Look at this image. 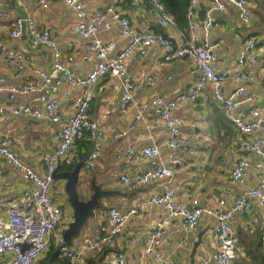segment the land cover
I'll return each instance as SVG.
<instances>
[{
    "label": "crops",
    "instance_id": "crops-1",
    "mask_svg": "<svg viewBox=\"0 0 264 264\" xmlns=\"http://www.w3.org/2000/svg\"><path fill=\"white\" fill-rule=\"evenodd\" d=\"M82 1L86 18L108 2V0ZM24 2L26 6L23 7L20 0H0V8L8 14L7 18H0V42H6L9 46L25 52L35 65L50 69L53 60V50L50 46L31 47L27 38L16 40L10 37L12 22L16 18L30 15L41 28L49 30L55 44L63 54H82L83 46L90 40L74 32L72 26L78 18L74 9L65 6L62 0L55 1L50 10L40 8L37 0H24ZM210 3V0H205L201 9ZM249 3L252 12L250 23L242 21L240 11L231 2H226L225 12L215 10L213 17L222 22V27L214 28L208 41L213 44L221 41L216 47L218 55L216 67L219 71L232 73L237 68L235 60L243 43L251 34H258L259 51L256 53L257 62L253 68L260 78V75L263 76L264 65V46L260 45L264 40V0H249ZM117 7L139 30L162 32L175 40L191 38L187 26L181 27L177 23L165 28L158 26L150 9H143L133 2H120ZM93 37L105 43L115 42L118 47L126 44V39L121 36L117 26L109 29L102 28ZM196 39L200 43L205 41L201 24L197 26ZM161 55L160 49L151 48L144 57L132 56L128 59L127 75L135 81L136 90L134 106L127 116L122 115L119 109L123 78L107 77L95 84L89 116L98 121L106 131L104 148L97 165L90 172L84 170V161L93 148L92 143H88V139L81 140L89 138L84 135L80 138L81 141L75 142L69 154L58 166L59 171H72L80 165L79 183L83 179L87 180V198L94 192L93 187H99L102 192L94 215L88 218L80 233L73 237L72 244L68 245L71 249L79 250L75 260L72 261L74 264H87L88 259L96 256L103 259L102 264H111L112 257L120 250L125 252L130 262H138L144 249L145 234L155 228L157 223L166 216L162 206L153 205L139 215L129 218L113 245L98 247L94 251L84 250L81 247L87 234L95 233L102 224L107 222L109 208L129 210L135 199L162 191L160 181H151L132 191L119 180L125 170L138 172L150 167L148 160L140 158L137 154L125 155V149L133 147L138 153L137 150L156 143L161 147L159 160L165 164L169 161L171 150L167 146V141L170 136L165 124L159 121L156 126H152L148 120H137L134 116L136 113H142L146 119L152 117L154 100L158 97L171 99L188 88L194 80L195 70L187 58L161 65ZM95 63L96 60L93 59L79 66L70 65L68 69L79 75H85L92 70ZM0 74L6 87L21 84L29 79L41 81L31 71L18 73L15 66L8 63L1 52ZM149 76L154 78V83L149 82ZM53 78L56 90L50 96L56 98L65 87V83L61 75H55ZM232 91L233 86L228 84L226 92ZM78 92H80L79 89H73L68 98L58 100V110L62 114L69 115L72 112V99ZM34 95L19 96L17 102L29 103L34 99ZM246 96H252L254 102L245 101L241 104L238 108L240 115L247 117L252 105L259 109V113H264L262 83L248 85ZM7 98L8 90L2 91L0 103L8 104ZM174 113L183 120L180 135L186 138L187 143L196 150L194 157L188 154L183 155L186 161L185 167L175 168L172 184L177 199L181 203H188L196 198L202 207L207 208L218 207L220 200L224 199V208H230L245 189L255 187L259 183L262 170L257 164L264 161V146L261 150L262 154L246 153L243 149L244 142L256 139L258 132L251 135L241 133L227 118L224 108L213 100L209 87L196 101L180 103ZM60 125L49 121H38L31 116L0 118L2 136L13 139L14 149L19 158L39 174L45 172L46 155L58 145L57 130ZM121 132L126 133L116 136V133ZM242 158L249 161V166L243 180L233 182L230 179V172ZM67 181V178H58L54 181L52 198L57 206L66 208L67 216L52 236L49 251L39 259L37 264H53L51 261L53 262L57 255L60 258L64 257L59 248L64 245V233L74 216V209L66 189ZM30 185L32 184L23 177L21 172L0 155V211L5 212L10 205L18 203L23 191ZM263 216L264 208L256 201L252 210L234 212L231 217L230 229L238 241L239 257L245 252L243 246L245 243L260 239L264 241ZM182 223L181 217H175L162 227L160 244L162 260L158 261L153 256H149L143 264H192V260L194 264H204L206 260L208 264H212L213 255L217 249L216 220L210 215L203 214L197 227L189 232L183 229ZM3 261L0 256V264H3Z\"/></svg>",
    "mask_w": 264,
    "mask_h": 264
},
{
    "label": "built area",
    "instance_id": "built-area-1",
    "mask_svg": "<svg viewBox=\"0 0 264 264\" xmlns=\"http://www.w3.org/2000/svg\"><path fill=\"white\" fill-rule=\"evenodd\" d=\"M55 1L57 0H37V5L44 10H50ZM204 1L190 0L186 19L191 38L175 40L162 32L139 30L123 11L117 9V4L123 0H108L104 7L98 8L89 18H86L82 0H62L65 6L77 12L78 18L72 26L74 32L90 40L83 46L84 51L80 55L63 54L55 44L49 30L41 28L30 15L16 18L12 22L10 30L12 39L27 38L31 47L50 46L53 50V60L51 68L44 69L35 65L25 52L9 46L6 42H0L1 54L8 63L15 66L18 73L31 71L41 79L39 82L29 79L21 84L6 87L0 74V93L8 90L9 102L8 104L0 103V118L31 116L38 121H49L61 125L57 130L58 145L45 157L44 174H39L26 165L16 153L13 139L9 136L3 137L0 130V155L13 164L32 184L23 191L18 203L10 205L5 212L0 211V256L4 260L3 264H37L39 259L49 251L52 236L67 216L66 208L57 206L52 198L55 173L60 162L86 132L94 141V147L84 161L83 167L86 172L96 167L104 148L105 128L89 116L95 84L107 77L123 78L119 109L122 115L127 116L134 106L136 90L135 81L127 75V61L132 56H146L151 48H158L162 52L161 65L187 58L195 70L194 80L188 88L171 99L158 97L154 100L152 117L146 119L142 113H136L134 116L137 120H148L152 126H156L161 121L168 128L170 137L167 146L171 150L168 163L165 164L159 160L161 147L156 143L137 150L138 153L133 147L124 151L127 156L137 154L140 158L147 159L150 167L138 172L125 170L119 177L120 182L135 191L151 181H160L162 191L135 199L129 210L109 208L107 222L102 224L95 233L87 234L81 247L84 250L94 251L98 247L113 245L129 218L157 205L165 209L166 216L157 223L155 228L145 234L140 260L132 263L127 259L125 252L120 250L112 257L111 264H143L149 256H153L158 261L162 260L160 251L162 227L172 218L181 217L183 229L189 232L197 227L203 214L210 215L216 220L217 249L213 255L212 264H236L240 248L237 238L231 232L230 220L234 212L252 210L256 201L264 208V161L257 164L262 170L259 183L255 187L245 189L228 209L224 208V199L220 200V205L214 208L202 207L196 198L188 203H181L175 195L172 184L175 168L186 166L183 155L188 154L192 157L196 155V150L187 143L186 138L180 135L183 120L174 111L180 103L194 102L199 99L207 87L211 90L213 100L224 108L227 118L241 133L251 135L258 132L256 139L244 142V151L262 154L261 150L264 146V113H259V109L253 105L247 117L238 113V108L245 101L254 102V98L247 97L246 92L248 85L259 82L257 72L253 68L257 62L259 35L253 33L243 43L235 60L237 68L232 73L219 71L216 67L218 63L216 47L221 41L216 44L208 41L212 30L222 27V22L213 17V12L215 10L225 12L226 2H231L240 11L242 21L250 23L252 12L249 0H210L211 3L201 9ZM132 2L143 9H150L158 26L165 28L176 25L174 16L167 11L161 0H132ZM20 4L23 7L26 6L24 0H20ZM7 17L8 14L0 8V18ZM199 24L202 25L205 35L203 43L196 39ZM113 26H117L121 36L126 39L123 47H118L115 42L105 43L93 37L98 30ZM93 59L96 63L85 75H79L68 69L70 65L79 66ZM55 75L63 76L65 87L59 92L58 97L52 98L50 94L56 90L53 78ZM148 80L154 83L152 76H149ZM228 84L233 86L231 93L226 92ZM73 89H79L80 92L73 96L72 112L69 115L62 114L58 110V100L68 98ZM31 94L35 95L29 103L17 102L19 96ZM125 133H116V136ZM248 166L249 161L246 158L240 159L230 172V179L233 182H241ZM262 225L264 227V216ZM59 250L71 261L75 260L79 252L78 248L71 249L65 244ZM208 263L207 260L204 262V264Z\"/></svg>",
    "mask_w": 264,
    "mask_h": 264
},
{
    "label": "water",
    "instance_id": "water-1",
    "mask_svg": "<svg viewBox=\"0 0 264 264\" xmlns=\"http://www.w3.org/2000/svg\"><path fill=\"white\" fill-rule=\"evenodd\" d=\"M80 168V165H77L72 171H59L58 167L55 173V179L67 178L66 189L74 209L73 221L63 236V242L67 246L72 244L73 237L80 233L88 218L94 215V210L99 206L98 198L102 193L99 187H93L94 192L87 198V180H82L83 185L81 181L79 183ZM192 264H194V260H192Z\"/></svg>",
    "mask_w": 264,
    "mask_h": 264
},
{
    "label": "trees",
    "instance_id": "trees-1",
    "mask_svg": "<svg viewBox=\"0 0 264 264\" xmlns=\"http://www.w3.org/2000/svg\"><path fill=\"white\" fill-rule=\"evenodd\" d=\"M167 11L170 12L175 20L176 23L181 26V27H186L187 26V19H186V15H187V9L189 7V3L190 0H161ZM123 2H132V0H123ZM261 46H264V40L261 41L260 43ZM264 63V61H263ZM263 71V76L260 78L258 76L259 79V83H262V85H264V65L262 68ZM85 136H89V138H83L81 140L84 139H88V143H92L93 147H94V141L93 139L90 137V134L88 132H86L84 134ZM80 139H78L76 142L81 141ZM244 249L245 252L239 257V260L237 262V264H264V241L260 240H254V241H250L248 243H245L244 245ZM57 255V253L55 254ZM103 259L99 258L98 256L96 257H92L90 259L87 260V264H102ZM51 263L53 264H74L70 259L68 258H60L59 255H57V257L54 258L53 262L51 261Z\"/></svg>",
    "mask_w": 264,
    "mask_h": 264
}]
</instances>
